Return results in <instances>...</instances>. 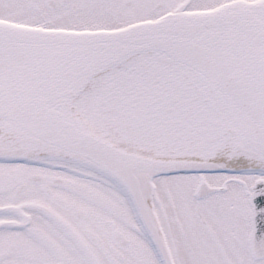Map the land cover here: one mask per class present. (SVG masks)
<instances>
[{
	"label": "snow or ice",
	"instance_id": "snow-or-ice-1",
	"mask_svg": "<svg viewBox=\"0 0 264 264\" xmlns=\"http://www.w3.org/2000/svg\"><path fill=\"white\" fill-rule=\"evenodd\" d=\"M0 264H264V0H0Z\"/></svg>",
	"mask_w": 264,
	"mask_h": 264
}]
</instances>
